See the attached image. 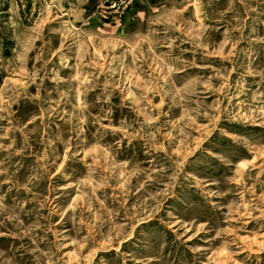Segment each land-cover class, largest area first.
<instances>
[{
	"label": "rangeland",
	"instance_id": "obj_1",
	"mask_svg": "<svg viewBox=\"0 0 264 264\" xmlns=\"http://www.w3.org/2000/svg\"><path fill=\"white\" fill-rule=\"evenodd\" d=\"M0 264H264V0H0Z\"/></svg>",
	"mask_w": 264,
	"mask_h": 264
}]
</instances>
